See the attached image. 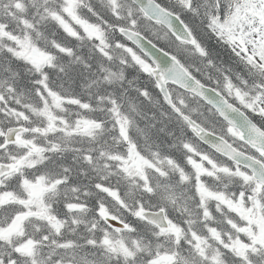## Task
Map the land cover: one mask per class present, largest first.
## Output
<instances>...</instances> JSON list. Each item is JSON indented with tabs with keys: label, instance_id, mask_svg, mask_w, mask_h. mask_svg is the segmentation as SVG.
Here are the masks:
<instances>
[{
	"label": "snow or ice",
	"instance_id": "obj_1",
	"mask_svg": "<svg viewBox=\"0 0 264 264\" xmlns=\"http://www.w3.org/2000/svg\"><path fill=\"white\" fill-rule=\"evenodd\" d=\"M0 264H264V0H0Z\"/></svg>",
	"mask_w": 264,
	"mask_h": 264
}]
</instances>
